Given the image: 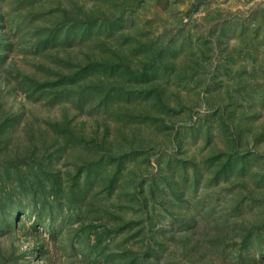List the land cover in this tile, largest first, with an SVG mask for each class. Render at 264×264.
Returning a JSON list of instances; mask_svg holds the SVG:
<instances>
[{
  "label": "rangeland",
  "instance_id": "rangeland-1",
  "mask_svg": "<svg viewBox=\"0 0 264 264\" xmlns=\"http://www.w3.org/2000/svg\"><path fill=\"white\" fill-rule=\"evenodd\" d=\"M0 264H264V0H0Z\"/></svg>",
  "mask_w": 264,
  "mask_h": 264
}]
</instances>
